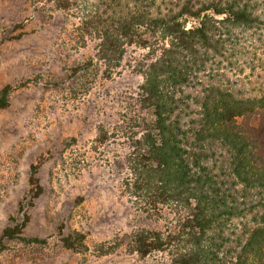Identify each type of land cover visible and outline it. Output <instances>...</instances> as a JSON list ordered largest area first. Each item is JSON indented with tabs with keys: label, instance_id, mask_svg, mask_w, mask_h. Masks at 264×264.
I'll list each match as a JSON object with an SVG mask.
<instances>
[{
	"label": "trees",
	"instance_id": "trees-1",
	"mask_svg": "<svg viewBox=\"0 0 264 264\" xmlns=\"http://www.w3.org/2000/svg\"><path fill=\"white\" fill-rule=\"evenodd\" d=\"M34 1L73 15L107 70L131 46L147 53L132 113L96 137L123 140V186L156 224L126 234L129 251L162 264H264V90L241 95L217 73L239 31L264 28V0ZM12 91L0 89V109ZM62 241L76 248L70 234Z\"/></svg>",
	"mask_w": 264,
	"mask_h": 264
},
{
	"label": "rangeland",
	"instance_id": "rangeland-1",
	"mask_svg": "<svg viewBox=\"0 0 264 264\" xmlns=\"http://www.w3.org/2000/svg\"><path fill=\"white\" fill-rule=\"evenodd\" d=\"M77 23L50 1L0 0V89L13 87L0 109V264H162L129 251L126 234L156 224L123 186L125 143L96 140L132 113L147 53L131 46L107 70ZM219 67L241 95L264 90V28L239 31ZM16 223L19 236L2 237Z\"/></svg>",
	"mask_w": 264,
	"mask_h": 264
}]
</instances>
